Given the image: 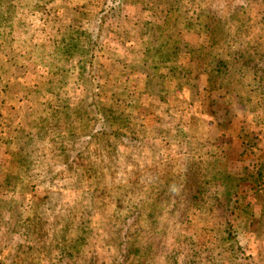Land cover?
I'll return each instance as SVG.
<instances>
[{"label":"rangeland","instance_id":"374dc122","mask_svg":"<svg viewBox=\"0 0 264 264\" xmlns=\"http://www.w3.org/2000/svg\"><path fill=\"white\" fill-rule=\"evenodd\" d=\"M262 14L264 0H0V264H264L262 207L229 214L228 239L219 208L182 198L203 170L264 201V113L212 89L196 52ZM69 50L93 70L64 69ZM102 114L130 135L118 170Z\"/></svg>","mask_w":264,"mask_h":264},{"label":"trees","instance_id":"16d2710c","mask_svg":"<svg viewBox=\"0 0 264 264\" xmlns=\"http://www.w3.org/2000/svg\"><path fill=\"white\" fill-rule=\"evenodd\" d=\"M238 10L239 8L231 9V16L237 17L239 13ZM262 15L264 17V14ZM256 27V31H254V27L251 26V24H223L218 30L220 34L216 37L217 41H211L213 43L209 44L207 49H204V47H197L196 52L197 50L200 52L205 50L206 55L210 57L208 64L211 67V72L214 74H208L207 83L212 89L219 91V89H224V87L231 89L232 86H235L231 90L234 94L236 92L235 97L240 107L246 109L250 113H257L259 111L264 113V53L262 54L260 50V46L264 47V22L259 23ZM89 38L90 42L95 43L92 35H90ZM255 38H257V41L253 43ZM74 41L76 42L77 38H74ZM136 45H138V43ZM219 45H221V49L215 50L214 47ZM170 48L171 46L165 51L162 48H156L151 51L150 55L154 57H163L165 56V52H168ZM67 54L68 65L65 66L64 69H87L88 74L93 70L88 60L82 59L80 56L77 58V63H79L74 67V53L69 50ZM117 119L118 117L116 116L102 114V118L97 121L95 126L100 128L98 135L107 136L108 139L118 140L117 144L113 143V145L107 140V144H103V147L100 148L104 150L106 145L109 148L110 146L112 147L115 156L113 162L115 163V168L118 170L123 160V158H119L123 157V155H120L122 152L117 150V146L121 142V139L125 140V138L130 135L118 132V130L114 128L115 123L118 122L116 121ZM84 142L88 143L87 140ZM125 143L126 145L129 144L127 142ZM201 172H203V170H197L196 174L186 171L189 176L184 184L186 187L184 190L185 195L182 196L185 197L182 198L187 202L188 207L195 209L200 214H206L210 205H215L219 208V210H221L220 217L222 218V223L224 222L226 233L229 234L228 239L232 237L228 216L235 211V209L243 210L244 218L248 215L251 219L254 218L256 212L254 209L259 205L262 207L261 209L264 217V201L262 200V195H258L256 198V201H259L258 199L261 200V204L260 202H251L247 200L246 194H243L244 189L241 187L242 183L240 181L238 184L234 183L236 179L233 180L230 174L218 173L220 177L214 176L213 179L212 177L211 179H203L201 178ZM212 180L215 182L213 185L211 184ZM168 185L170 186V184ZM215 187L218 189L217 191L212 190ZM90 207L91 206H89V208ZM162 210H160L162 212H160V214H163ZM142 250L143 247L137 248L136 252L139 253ZM143 257L144 256H141L140 258L142 259ZM57 264H68V262L64 260V255H61V260H59Z\"/></svg>","mask_w":264,"mask_h":264}]
</instances>
